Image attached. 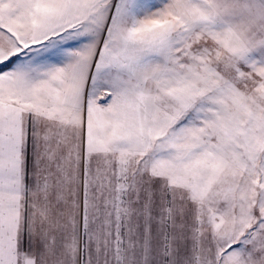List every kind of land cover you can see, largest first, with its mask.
I'll use <instances>...</instances> for the list:
<instances>
[{"label": "snow or ice", "instance_id": "6c2138e0", "mask_svg": "<svg viewBox=\"0 0 264 264\" xmlns=\"http://www.w3.org/2000/svg\"><path fill=\"white\" fill-rule=\"evenodd\" d=\"M0 264H264V0H0Z\"/></svg>", "mask_w": 264, "mask_h": 264}]
</instances>
